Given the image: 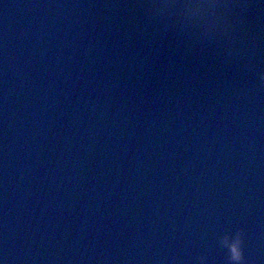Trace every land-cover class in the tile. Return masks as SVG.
<instances>
[{"label":"water","instance_id":"obj_1","mask_svg":"<svg viewBox=\"0 0 264 264\" xmlns=\"http://www.w3.org/2000/svg\"><path fill=\"white\" fill-rule=\"evenodd\" d=\"M0 264H264V0H0Z\"/></svg>","mask_w":264,"mask_h":264},{"label":"clouds","instance_id":"obj_2","mask_svg":"<svg viewBox=\"0 0 264 264\" xmlns=\"http://www.w3.org/2000/svg\"><path fill=\"white\" fill-rule=\"evenodd\" d=\"M232 251H233V259L240 260L241 256H240L237 246L234 245Z\"/></svg>","mask_w":264,"mask_h":264}]
</instances>
